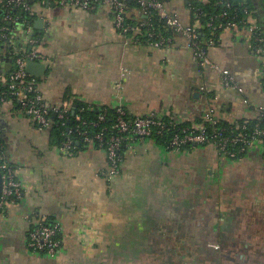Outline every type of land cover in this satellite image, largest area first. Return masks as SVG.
Instances as JSON below:
<instances>
[{"label":"crops","instance_id":"crops-1","mask_svg":"<svg viewBox=\"0 0 264 264\" xmlns=\"http://www.w3.org/2000/svg\"><path fill=\"white\" fill-rule=\"evenodd\" d=\"M190 24L186 0H166ZM38 77L52 110L77 102L92 110L124 107L130 116L157 113L182 124L213 114L219 122L264 106L262 64L247 33L224 31L208 59L241 86L228 88L218 73L200 69L188 40L172 32L163 48L138 47L121 34L108 8L46 7ZM130 18L139 16L129 10ZM12 71L10 62L3 72ZM0 139L23 195L0 214V264H264V151L220 157L212 146L170 150L154 139L127 146L122 173L104 178L105 151L94 144L66 152L54 131L40 129L14 104L0 106ZM42 218L62 227L56 256L34 253L29 233ZM148 251L132 250L138 243Z\"/></svg>","mask_w":264,"mask_h":264},{"label":"built area","instance_id":"built-area-1","mask_svg":"<svg viewBox=\"0 0 264 264\" xmlns=\"http://www.w3.org/2000/svg\"><path fill=\"white\" fill-rule=\"evenodd\" d=\"M207 2L208 0H201ZM250 0H242L240 7L243 9L244 16L240 19L230 18L228 10L235 7L231 2L218 0V5L224 9L219 16H215L208 22V28L212 30L208 40L198 41V32L200 23L192 25L185 23L179 14L169 11L166 0H43L35 7H29L22 0H0L4 10V17L0 20V102L4 101V86H8L13 99L8 101L11 104L18 103L21 111L29 116L40 129H49L54 122L51 114H54L66 126L67 115L70 112L69 106L65 105L61 109L52 110L46 104L43 93L39 87L38 77L32 76L27 72L29 62L45 63L47 57L43 53V43L45 29L41 30L44 35H36L32 25L28 21H22L20 17H13L10 10L24 7L31 13L38 14L37 20L41 19L45 23L43 10L52 5L68 9H80L85 11H95L100 6L108 8L114 15L116 29L123 35L133 34L132 41L137 44L139 37L144 35L145 27L148 28L147 37L150 46L154 48H163L168 45L169 39L157 34L155 28L150 24L138 22L135 25L129 24L128 2L136 3L141 10L139 15L154 17L156 14L160 21L165 22L172 32L183 35L187 40L189 47L194 52L195 60L200 69L207 68L221 76L228 88L237 90L238 93L245 96V90L230 76L229 72L222 70L208 59V48L214 46L217 37V31H232L236 33L246 32L247 39L252 48L253 54L262 62V85L264 86V34L255 11L248 6ZM256 3L260 11L264 10V0H252ZM257 13L259 11H256ZM230 18V19H229ZM229 19L228 22L221 23V20ZM36 20V21H37ZM3 24L13 25L6 27ZM24 38V43L17 44L18 38ZM4 43L1 44V42ZM9 52H6V49ZM10 62L12 71L4 75L3 69L5 63ZM243 103L251 111L252 115L242 120V122H229L231 128L221 127L216 129L219 121L213 114H209L204 121L191 126L180 127L175 120L165 122L163 117L157 113H151L146 116L128 118V111L124 107L116 108L117 116L111 131V136L105 139L104 131L106 128H100V125L106 121L107 114L100 115L96 121H88L76 116L77 126L75 129L70 128L66 142L62 150L73 152L74 139L71 135H78L85 144L97 145L99 149L107 154L108 169L104 172V178L107 180L114 179L122 173V155L121 151L124 146H128L127 141H145L153 137L163 136L168 132H173L169 140L167 149L180 151L183 146L209 145L215 148L220 157L238 159L247 154L253 148H262L264 151V106H253L248 98L243 99ZM173 119V118H171ZM207 125L213 127L209 132ZM90 128L97 129L99 132L90 133ZM234 130L228 134L229 130ZM236 133V134H235ZM232 134H235L234 136ZM234 148H231V147ZM2 158V153H0ZM3 171V187L0 195V210L10 204H16L21 200L23 188L21 182L16 177V172L4 162L0 167ZM62 234V227L58 223L50 224L47 219L42 218L32 228L29 233L28 247L34 253H42L48 256H56L62 247V241L58 237Z\"/></svg>","mask_w":264,"mask_h":264},{"label":"trees","instance_id":"trees-1","mask_svg":"<svg viewBox=\"0 0 264 264\" xmlns=\"http://www.w3.org/2000/svg\"><path fill=\"white\" fill-rule=\"evenodd\" d=\"M23 3L29 7H35L37 6L39 3H42L43 0H22ZM165 1V0H164ZM188 2V8L191 10V23L192 25H195L197 23H200V30L198 32V41H205L208 40L211 36L212 30L210 28H208V22L211 21V19L215 16H219L220 14H222L224 12V9L218 5V0H208L207 2H203L201 0H186ZM226 2H231L235 7H233L232 9L228 10L227 12L230 14V18H242L244 16L243 13V9L240 7V3L242 0H224ZM248 6L251 10L255 11L256 13V17L258 18V24L260 25L262 32L264 34V10L260 11L258 6L256 5V3L252 0H250L248 2ZM128 8L129 10H136L138 13H141L140 7L136 4V3H131L128 2ZM256 11H259L258 13ZM4 10L2 7V4H0V20L4 17ZM9 13L11 14V16L13 17H20L22 21H28L30 22V24L33 27V30H35V24H36V20L38 18V14H34L31 13L30 11H27L24 9V7H20L17 9H13L10 10ZM229 18V19H230ZM229 19L226 20H221V23H225L228 22ZM129 24L135 25L138 22H144L146 24H150L152 26V28H155L156 33L157 34H161L162 37L169 39L170 36H172V30L170 28L167 27V25L165 24V22H162L159 20L158 16L156 14H154L153 18H150L149 16H144V15H139L137 17L132 16L131 18H129L128 20ZM0 25H1V21H0ZM4 26H8L13 28V25H7V24H3ZM147 31L148 28L145 27L144 29V35L142 36H138L139 37V42L136 44L138 47L140 46H150L151 42H154V40H150V38L147 37ZM36 35H39L40 37H43L44 33L40 30H35ZM218 35L220 36V34L222 33L221 31H217ZM127 36L129 38H133V34H127ZM219 39V37H217L216 39V43L218 42L217 40ZM24 38H18L17 44H21L24 43ZM4 43V41L1 42V44ZM6 52H9V49H6ZM6 76H9L8 74H5ZM3 91L6 93L5 94V98L3 102H0V106L8 103V101L13 99V96L11 95V91L8 89V86H4L3 87ZM77 109L75 110V114H73L72 111H70L67 115V119H66V126H62V122L56 118L54 116V114H51V118L53 119V126L51 127V129L54 131L55 135L57 136L58 139V144L62 147L63 144L66 142V138L69 132L70 128L75 129L77 126V121H76V116L77 115H81V117L85 120L88 121H96L97 118L100 115L103 114H107V118L106 121L104 123H102L100 125V128H106L107 130L104 131V135H105V139H107L109 136H111L113 134L114 131H111V126L114 124L115 118L117 116V109H102L101 111L99 110H92V108L90 106H88L87 104L84 103H79L77 102ZM14 105L21 111L20 106L18 103H14ZM22 112V111H21ZM128 118H133L132 116H130V114L128 113ZM172 117H163L165 122H169L170 120H175L174 118L171 119ZM176 121V120H175ZM178 122V121H176ZM242 122V121H240ZM180 127H186V126H191L192 124L190 123H185L182 124L180 122H178ZM200 123V122H199ZM221 127H225V128H231V126L228 123H223L220 122L219 125L215 126L216 129L221 128ZM207 128L209 130V132H211L213 130V127H211L210 125H207ZM90 133H95V132H99V130L97 129H92L90 128ZM234 130H229L227 133L231 134L233 133ZM236 134V133H235ZM235 134H232L233 136ZM171 135H173V132H168L163 136H157V137H153L154 140H156L158 142V144L166 147L168 146L169 140L172 138ZM74 139V150L73 152L79 151L81 149H83L86 146H89L88 144H85L84 141L82 140V138H80L78 135L74 134L71 135ZM127 144H130L131 141H127ZM195 146H199V145H194V144H189L186 146H183L180 151H185V150H191L193 147ZM202 146H209V145H202ZM96 147L99 149V147L96 145ZM231 148H234L233 146ZM127 147L124 146V148L121 151V155H122V161H121V165L124 162L125 159V153L127 151ZM235 149V148H234ZM0 153H2V158H0V167L3 165L4 162H8V164L12 167V169L15 171V167L8 161L6 153H5V147L0 139ZM246 154L242 155L240 158L244 157ZM1 157V155H0ZM0 173L3 176V171H1L0 169ZM20 200L17 201V203ZM5 211V208L0 210V214L3 213ZM48 223L53 224L56 222H53L51 220H47ZM59 240L62 241V234L58 237ZM140 248H138V243L132 245V250H135V254H137L138 250H152L154 244H150V243H141L140 244ZM46 255V254H45ZM153 259L151 258H132V264H151V261Z\"/></svg>","mask_w":264,"mask_h":264},{"label":"water","instance_id":"water-1","mask_svg":"<svg viewBox=\"0 0 264 264\" xmlns=\"http://www.w3.org/2000/svg\"><path fill=\"white\" fill-rule=\"evenodd\" d=\"M52 7H55V6L52 5ZM35 28L40 31L43 30L44 21L41 19L37 20L35 24ZM45 71H46V66L43 63L29 62L27 65V72L32 76L42 77L45 74ZM75 109H77V105L75 106ZM73 114H75V111H73ZM2 187H3V178L0 173V195L2 192Z\"/></svg>","mask_w":264,"mask_h":264}]
</instances>
